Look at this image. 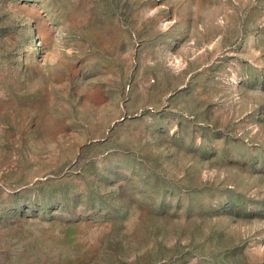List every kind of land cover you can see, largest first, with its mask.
Here are the masks:
<instances>
[{"label": "rangeland", "instance_id": "obj_1", "mask_svg": "<svg viewBox=\"0 0 264 264\" xmlns=\"http://www.w3.org/2000/svg\"><path fill=\"white\" fill-rule=\"evenodd\" d=\"M0 264H264V0H0Z\"/></svg>", "mask_w": 264, "mask_h": 264}]
</instances>
